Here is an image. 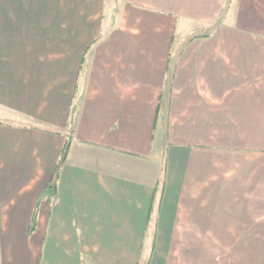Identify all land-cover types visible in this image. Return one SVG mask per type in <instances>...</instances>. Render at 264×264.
Segmentation results:
<instances>
[{
    "label": "crops",
    "instance_id": "obj_1",
    "mask_svg": "<svg viewBox=\"0 0 264 264\" xmlns=\"http://www.w3.org/2000/svg\"><path fill=\"white\" fill-rule=\"evenodd\" d=\"M147 260L264 264V0H0V264Z\"/></svg>",
    "mask_w": 264,
    "mask_h": 264
},
{
    "label": "trees",
    "instance_id": "obj_2",
    "mask_svg": "<svg viewBox=\"0 0 264 264\" xmlns=\"http://www.w3.org/2000/svg\"><path fill=\"white\" fill-rule=\"evenodd\" d=\"M72 137H73V128H72V126H70V133H69L67 142H66L65 147L62 151L60 162L57 165V168L55 171V177L47 189V192H46L47 194L57 193L58 182L60 179V175H61L63 166L65 165V162H66L68 154H69Z\"/></svg>",
    "mask_w": 264,
    "mask_h": 264
},
{
    "label": "rangeland",
    "instance_id": "obj_3",
    "mask_svg": "<svg viewBox=\"0 0 264 264\" xmlns=\"http://www.w3.org/2000/svg\"><path fill=\"white\" fill-rule=\"evenodd\" d=\"M150 243H151V245L153 246L156 242H157V240H155V239H152V240H148ZM150 245V244H149ZM254 255L255 254H251L250 256H253L254 257ZM249 256V257H250ZM143 257H146V258H148V256L147 255H144ZM254 260V259H253ZM149 264V260H147L146 262H144L143 264Z\"/></svg>",
    "mask_w": 264,
    "mask_h": 264
}]
</instances>
